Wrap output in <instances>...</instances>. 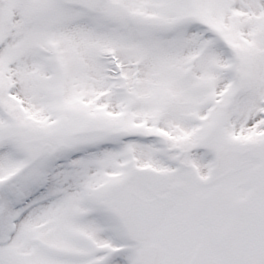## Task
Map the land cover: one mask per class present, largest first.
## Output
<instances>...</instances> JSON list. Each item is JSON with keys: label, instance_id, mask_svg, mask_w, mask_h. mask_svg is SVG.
Returning <instances> with one entry per match:
<instances>
[{"label": "snow or ice", "instance_id": "obj_1", "mask_svg": "<svg viewBox=\"0 0 264 264\" xmlns=\"http://www.w3.org/2000/svg\"><path fill=\"white\" fill-rule=\"evenodd\" d=\"M0 264H264V0H0Z\"/></svg>", "mask_w": 264, "mask_h": 264}]
</instances>
